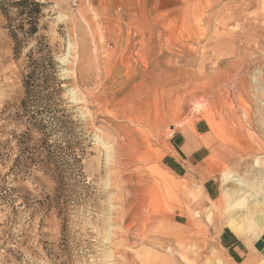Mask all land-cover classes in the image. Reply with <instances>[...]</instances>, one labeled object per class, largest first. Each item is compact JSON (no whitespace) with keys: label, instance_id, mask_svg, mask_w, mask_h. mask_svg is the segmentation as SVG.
<instances>
[{"label":"rangeland","instance_id":"1","mask_svg":"<svg viewBox=\"0 0 264 264\" xmlns=\"http://www.w3.org/2000/svg\"><path fill=\"white\" fill-rule=\"evenodd\" d=\"M8 1L0 264H232L223 179L264 198V0H36L40 31L18 57ZM32 49L55 71L36 72L23 113ZM196 127L214 145L201 166L178 155ZM253 205L232 206L235 222L264 213Z\"/></svg>","mask_w":264,"mask_h":264},{"label":"crops","instance_id":"2","mask_svg":"<svg viewBox=\"0 0 264 264\" xmlns=\"http://www.w3.org/2000/svg\"><path fill=\"white\" fill-rule=\"evenodd\" d=\"M176 139L178 141V155L184 163L187 162L192 166L196 164L201 166L212 154L214 145L209 138L208 132L203 131L201 128L196 127V130L187 128L179 132ZM230 183L236 184L229 175L223 179L221 186L222 200L227 205L226 208L229 212L225 227L220 235V246L226 252L229 262L232 264H264V225L258 221V219L264 217V213L253 210V222L251 225L248 224L247 215H244V218H241L239 223H234V218L236 219L237 215L231 209L232 206H240V201L235 199L234 202L231 201L233 198L228 193L230 188L227 187V184ZM204 190L206 197L210 201L217 200L220 196L215 179H206L204 181ZM214 264H221V262L217 260Z\"/></svg>","mask_w":264,"mask_h":264},{"label":"trees","instance_id":"3","mask_svg":"<svg viewBox=\"0 0 264 264\" xmlns=\"http://www.w3.org/2000/svg\"><path fill=\"white\" fill-rule=\"evenodd\" d=\"M44 7L43 4L36 0H9L7 4H1V11L10 22V35L15 44L16 57L20 54L24 40L39 33L40 19L43 15ZM11 11H15V18L10 16ZM15 20H18L17 24H14ZM36 50L32 49L28 54L27 67L30 69V73L24 83L26 98L21 102L23 113H27V102L33 93V88H35L33 78L36 72L43 73L46 78L48 73L51 74L55 71L54 59L52 57L46 59L42 56L41 59L36 60L34 57ZM40 50L38 49L37 52L41 55Z\"/></svg>","mask_w":264,"mask_h":264},{"label":"bare ground","instance_id":"4","mask_svg":"<svg viewBox=\"0 0 264 264\" xmlns=\"http://www.w3.org/2000/svg\"><path fill=\"white\" fill-rule=\"evenodd\" d=\"M224 41V40H223ZM142 86V85H141ZM159 112V111H158ZM149 126V125H148ZM108 149V155H109V158L111 157V149L110 147L107 148ZM127 156V155H126ZM133 157V156H132ZM235 183H237L239 185V187L241 188V191L239 192H236L238 193L237 196L239 198H235L237 196H234L235 199H238L240 202L241 201H246V200H252V202L254 203V208L256 209H264V198H263V201H260V200H257L256 196L254 194H251L249 192H247L245 189L248 187L246 186V184L239 180V179H234ZM175 183V182H174ZM238 187V188H239ZM249 190V189H248ZM237 191V190H236ZM234 193V192H233ZM249 202V201H248ZM248 208V207H247ZM249 209V208H248ZM242 213V212H241ZM239 217V216H238ZM241 217V216H240ZM230 218V216H229ZM232 218V217H231ZM240 219V218H239ZM253 219V215H252V211L249 210L248 211V216H247V220H248V224L251 223L249 220H252ZM234 223H235V219H234ZM237 223V222H236ZM239 223V222H238ZM241 223V222H240ZM246 224V225H248ZM236 228V227H235ZM251 228V227H250Z\"/></svg>","mask_w":264,"mask_h":264}]
</instances>
